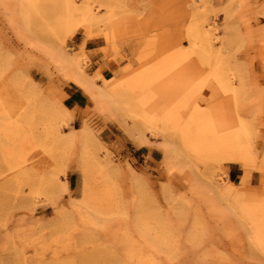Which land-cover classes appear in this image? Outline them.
I'll return each mask as SVG.
<instances>
[{"label": "rangeland", "instance_id": "1", "mask_svg": "<svg viewBox=\"0 0 264 264\" xmlns=\"http://www.w3.org/2000/svg\"><path fill=\"white\" fill-rule=\"evenodd\" d=\"M33 2L0 0V264H264V0Z\"/></svg>", "mask_w": 264, "mask_h": 264}, {"label": "bare ground", "instance_id": "2", "mask_svg": "<svg viewBox=\"0 0 264 264\" xmlns=\"http://www.w3.org/2000/svg\"><path fill=\"white\" fill-rule=\"evenodd\" d=\"M20 4L22 9H32L34 6L33 0H20ZM79 15L78 19L73 18L76 15ZM55 27L50 30L52 34V38L55 43L64 44L68 37H70L75 31L83 27H89L91 25V21L89 20L88 13L86 11H81L78 13L75 9L71 8L70 5H65V16L63 19L57 20L54 23ZM191 33V32H190ZM189 33V34H190ZM203 39V38H202ZM200 38V40H202ZM188 40L191 43H194L199 40V37H196L194 33L192 35H188ZM46 52L49 53L52 57L56 58L58 63L63 62V55L60 50H56L54 48L47 47L45 48ZM171 61L166 62L163 65H159L156 71L162 78H166L168 74L176 67L175 60L170 59ZM69 65L71 67L74 66L76 68V64H71L69 61ZM216 69L212 70L211 75L209 76V81L215 84L219 89L223 90V85L220 79L217 77ZM104 87L103 88H95V93L99 95L102 99H104L103 108H113L116 103H114L113 98L115 95L122 89L124 85L123 82L116 81L115 79L103 80L100 78ZM130 80V79H129ZM129 80L126 84H128ZM126 87V85H125ZM224 91V90H223ZM149 95H143L139 98V103H144L148 99ZM51 127L48 128L50 131ZM84 133V131H82ZM6 145V153L10 164L17 170L22 173L28 170V163L33 160V158L28 155L32 150V144L24 138H20L16 135H9L5 141ZM31 164V163H30Z\"/></svg>", "mask_w": 264, "mask_h": 264}, {"label": "crops", "instance_id": "3", "mask_svg": "<svg viewBox=\"0 0 264 264\" xmlns=\"http://www.w3.org/2000/svg\"><path fill=\"white\" fill-rule=\"evenodd\" d=\"M99 78H102L103 80L113 79V77H112L110 71H108V70H104V71H102V72L100 73V75H99ZM102 84H103V83H102V81H101V79H100V81H99L96 85L101 86ZM98 88H100V87H98ZM64 94L67 95L66 92H65Z\"/></svg>", "mask_w": 264, "mask_h": 264}]
</instances>
